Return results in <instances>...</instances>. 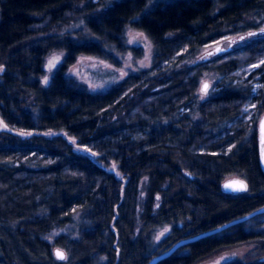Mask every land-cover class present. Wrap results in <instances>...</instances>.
Returning <instances> with one entry per match:
<instances>
[{"label": "trees", "instance_id": "16d2710c", "mask_svg": "<svg viewBox=\"0 0 264 264\" xmlns=\"http://www.w3.org/2000/svg\"><path fill=\"white\" fill-rule=\"evenodd\" d=\"M73 8L81 39L38 28L64 22ZM263 27L264 0H0V119L10 129L0 131V264H146L184 237L264 207L256 128L264 34L186 63ZM128 29L152 47L147 68L99 92L67 75L81 56L116 63L130 48ZM52 51L63 56L44 85ZM230 177L247 191L224 192ZM252 243L243 260L224 264H264V212L156 264H201Z\"/></svg>", "mask_w": 264, "mask_h": 264}, {"label": "rangeland", "instance_id": "374dc122", "mask_svg": "<svg viewBox=\"0 0 264 264\" xmlns=\"http://www.w3.org/2000/svg\"><path fill=\"white\" fill-rule=\"evenodd\" d=\"M43 16L38 15L36 19H42ZM66 20L62 23H57L54 25H49L45 27V23L41 22L38 24V28H41L40 31H44V33L59 35L61 37H69L71 39L79 40L84 36V32L81 27V16L77 11L73 8L72 12L66 16ZM260 28L258 30L260 34H264L261 32ZM250 32V31H249ZM40 33V32H39ZM141 32L137 30L128 29L126 31V39L127 44L130 47L129 50L124 54H115L114 58L116 63H112L108 60H101L94 57L81 56L76 59V61L67 68V75L73 77L77 80L83 87L88 89L91 92H99L105 89H108L110 86L114 85L122 78H124L129 73H136L140 69L147 68L150 63V58L152 54V47L148 41V39L144 35H139ZM258 33V34H259ZM41 34V33H40ZM248 32L241 33L235 36L228 37L220 42L213 43L207 47L200 49L198 54L194 56V58L186 63L190 64L197 61L199 58H203L206 56H212L214 54L223 53L224 51L230 50L233 46L237 44L244 43L248 38L255 35H247ZM244 37L240 40L238 38L240 36ZM257 36V35H256ZM215 49H220V51H215ZM63 53L61 51H52L49 55H47L44 59L43 70L44 75L41 79V82L45 85L49 81V77L52 71L56 68V66L60 63ZM54 57H58V60L55 61L54 66L51 68L48 67L49 60ZM3 70L2 65H0V74ZM109 71L110 74L106 78V72ZM47 77V82H44V78ZM204 82H207L206 79L200 80V86ZM208 84V82H207ZM202 90V89H201ZM264 111V110H263ZM262 111V112H263ZM261 115V114H260ZM0 122L1 119H0ZM4 125V124H3ZM0 131L9 132L10 129L7 127L0 126ZM18 135H21V132H14ZM55 133L48 132L46 135L50 136ZM28 136V135H21ZM72 144L74 145V141L72 140ZM73 150L76 152H85L84 149L77 148L75 145L73 146ZM96 157V155L94 156ZM107 170L112 172L115 177L125 181L123 176L117 171L115 164L110 163L107 165ZM146 186V178H142L138 187V205H137V214L140 210V204L143 201L144 193ZM138 216V215H137ZM136 216L135 222V231L139 229V220ZM256 245L254 243L242 245L233 249L226 250L204 262L201 264H224L227 262L235 261V260H243L244 257L254 249ZM259 260V259H258Z\"/></svg>", "mask_w": 264, "mask_h": 264}, {"label": "water", "instance_id": "95a60500", "mask_svg": "<svg viewBox=\"0 0 264 264\" xmlns=\"http://www.w3.org/2000/svg\"><path fill=\"white\" fill-rule=\"evenodd\" d=\"M259 31L260 30L250 31V32H248L247 35H249V33H255V34H257V33H259ZM243 37H244V35L243 36H240L238 38V40L242 39ZM215 51H218V49H215ZM205 83H207V82H204L203 84H205ZM203 84H202V86H203ZM202 86H201V89H202ZM262 119H264V111L259 116V119L257 121V126H256V128H257V141H258L259 163H260V167H261L262 171L264 172V160L261 159L262 145H261L260 121ZM232 180H241V179L238 178V177H230V178H227V179H225V180L222 181V183H221V189L224 192H227V193H240V192H233V191H230V190H227V191L225 190L224 185L226 183H228L229 181H232ZM262 212H264V207H261L259 209L253 210V211H251V212H249V213H247V214H245L243 216H240L238 218L232 219V220H230L228 222H225V223H223L221 225H218V226H216V227H214L212 229H209V230H206V231H203V232H200V233L191 235V236L184 237V238L176 241L174 244H172L169 248H167L163 252H161V253H159V254L154 255L153 257H151L146 264H156L158 261H160V260H162V259L170 256L177 248H179L182 245L188 244V243H190L192 241H195V240H197L199 238H202V237H205V236H208V235L217 233V232H219L221 230H224L225 228H227V227H229L231 225H234L236 223H239V222H242L244 220H247V219L253 217L254 215L260 214ZM57 249L63 251L62 249L57 248V247H55L53 249V251H52L53 252V256H54V258L56 260H58L56 258V256H55V252H56ZM59 261H62V260H59Z\"/></svg>", "mask_w": 264, "mask_h": 264}, {"label": "snow or ice", "instance_id": "6c2138e0", "mask_svg": "<svg viewBox=\"0 0 264 264\" xmlns=\"http://www.w3.org/2000/svg\"><path fill=\"white\" fill-rule=\"evenodd\" d=\"M261 32H264V29H261ZM139 35H143L142 33H140ZM249 35H255V33H249ZM218 51H220V49H218ZM58 60V57H54L52 58L51 60H49V64H48V67L51 68L52 66H54V63L55 61ZM261 64H264V60H262L260 62ZM253 67H259V65H254ZM47 77L44 78V82L46 83L47 82ZM207 88H208V85L207 83L203 84L202 86V91L206 92L207 91ZM252 108H255L256 105H251ZM245 112L248 111V107H246L244 109ZM0 126H3V127H6V125H3V122H0ZM260 132H261V145H262V150H261V159L264 160V119H262L260 121ZM21 135H30V133H23L21 132L20 133ZM247 184L242 181V180H232V181H229L228 183H226L224 185V188L225 190H230V191H233V192H244V191H247ZM157 199H159V197H157ZM168 229H165V232H167ZM163 235V233L161 234ZM157 239H159V237H157ZM55 256L58 260H65L67 257H66V254L57 249L56 252H55ZM217 264H219V262H217Z\"/></svg>", "mask_w": 264, "mask_h": 264}]
</instances>
